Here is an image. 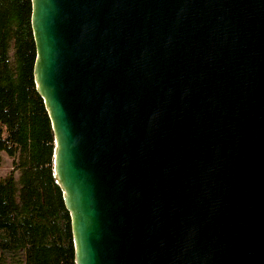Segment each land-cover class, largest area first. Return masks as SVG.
<instances>
[{
  "label": "water",
  "instance_id": "obj_1",
  "mask_svg": "<svg viewBox=\"0 0 264 264\" xmlns=\"http://www.w3.org/2000/svg\"><path fill=\"white\" fill-rule=\"evenodd\" d=\"M75 264H264V0H31Z\"/></svg>",
  "mask_w": 264,
  "mask_h": 264
},
{
  "label": "trees",
  "instance_id": "obj_2",
  "mask_svg": "<svg viewBox=\"0 0 264 264\" xmlns=\"http://www.w3.org/2000/svg\"><path fill=\"white\" fill-rule=\"evenodd\" d=\"M31 0H0V264H75L71 218L53 172L54 137L37 91Z\"/></svg>",
  "mask_w": 264,
  "mask_h": 264
},
{
  "label": "rangeland",
  "instance_id": "obj_3",
  "mask_svg": "<svg viewBox=\"0 0 264 264\" xmlns=\"http://www.w3.org/2000/svg\"><path fill=\"white\" fill-rule=\"evenodd\" d=\"M3 155V164L0 167V178L4 177L11 171V159L8 158L4 153Z\"/></svg>",
  "mask_w": 264,
  "mask_h": 264
}]
</instances>
